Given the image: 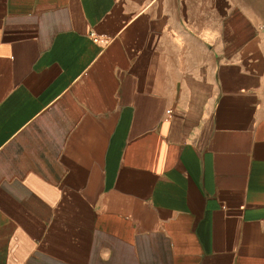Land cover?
Masks as SVG:
<instances>
[{
    "label": "crops",
    "instance_id": "1",
    "mask_svg": "<svg viewBox=\"0 0 264 264\" xmlns=\"http://www.w3.org/2000/svg\"><path fill=\"white\" fill-rule=\"evenodd\" d=\"M0 264H264V0H0Z\"/></svg>",
    "mask_w": 264,
    "mask_h": 264
}]
</instances>
